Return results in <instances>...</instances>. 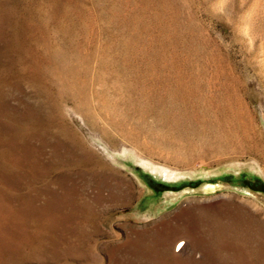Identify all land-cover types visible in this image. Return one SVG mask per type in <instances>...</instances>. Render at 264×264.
Here are the masks:
<instances>
[{
	"label": "rangeland",
	"instance_id": "374dc122",
	"mask_svg": "<svg viewBox=\"0 0 264 264\" xmlns=\"http://www.w3.org/2000/svg\"><path fill=\"white\" fill-rule=\"evenodd\" d=\"M0 264H264V0H0Z\"/></svg>",
	"mask_w": 264,
	"mask_h": 264
},
{
	"label": "bare ground",
	"instance_id": "6f19581e",
	"mask_svg": "<svg viewBox=\"0 0 264 264\" xmlns=\"http://www.w3.org/2000/svg\"><path fill=\"white\" fill-rule=\"evenodd\" d=\"M165 173H166V175H170V176H172L174 173H172V172H170V171H167V170H165ZM180 241H178L177 243H176V245L179 243ZM182 245H183V242H181V244H179V248H182Z\"/></svg>",
	"mask_w": 264,
	"mask_h": 264
}]
</instances>
